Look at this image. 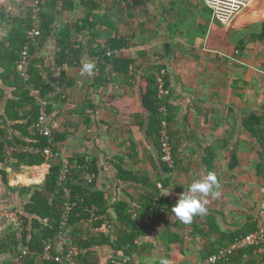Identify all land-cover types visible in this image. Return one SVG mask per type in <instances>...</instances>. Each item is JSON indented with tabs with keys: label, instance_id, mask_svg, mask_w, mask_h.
Returning <instances> with one entry per match:
<instances>
[{
	"label": "trees",
	"instance_id": "obj_1",
	"mask_svg": "<svg viewBox=\"0 0 264 264\" xmlns=\"http://www.w3.org/2000/svg\"><path fill=\"white\" fill-rule=\"evenodd\" d=\"M38 1L41 9V37L29 50L31 63L28 81H24L17 72V61L32 28L35 0L27 1L26 17L11 20V30L4 41L0 42V67L3 69L1 84L4 86L0 88V104L3 105V109L0 107V206L17 212L21 220L17 225L10 219L0 217L10 225L7 234L0 232V264H65L54 259H45L47 244H51L53 256H64L69 250H73L75 264H97V249L101 247L114 252V255L109 257L108 264L124 260L126 264H140L136 261V256L149 254L156 249V242L147 240L156 233L159 234L162 245L168 249L176 246L177 251L184 255L186 247L192 243L184 233L167 228L163 232L159 231L163 226H168V217L172 215L170 209L177 200L172 202L161 198L157 187V193L143 196L137 204L127 201L110 204L106 193L100 187L101 176L106 169L100 165L98 158L85 153H76L70 157L62 155V145L73 131H69V125H66L61 115L54 117L53 104L62 96L46 78L45 62L37 55L42 45L54 38L56 49L53 66H73L75 62L80 61L85 50L76 48V44L71 42L72 32L80 33L86 30L98 37L102 29H115L112 12L104 6L105 0H80V7L87 10L86 15L73 25L58 26V17L63 12L75 11L77 3L72 0ZM149 2L150 0H115L114 5H123L126 11L143 12ZM4 17L5 13L0 14V24ZM134 36L129 34L120 38L110 37L105 46L89 48L86 51L95 72L94 87H104L111 82L114 75L123 76L126 83L135 78L131 76V68L136 66V61L123 55ZM257 38L264 40V23ZM157 58L153 65L140 68L136 74L141 106L145 112V117L140 119L138 126L154 142L159 152V164L163 172L160 180L163 187H167L176 172L182 149L180 140L176 141L170 130L175 121L176 108L172 105L169 74L161 58ZM158 78L163 79L165 89L169 91L168 95L161 96ZM65 79L66 73L61 71V85ZM66 85L68 88L72 84ZM6 89L11 91V97L4 101ZM32 90L39 91L41 101L32 96ZM43 103L47 104L48 115L59 125L52 138L41 135L37 127L41 110L45 107ZM81 108L84 111L94 110V105L85 98ZM162 108H166L165 113ZM135 117L141 118L138 115ZM164 122L168 125L173 147V167L168 166L162 159L160 138ZM242 125L244 131L255 141L259 156L255 168L256 175L264 181L263 118L252 114L243 119ZM46 148H50L57 156L48 158L43 153ZM64 158L69 161L68 174L66 179L61 181ZM214 159V152L207 150L205 164L208 171L215 174L220 186L226 187L215 173ZM44 164L50 165V171L42 185L16 188L9 185L7 168L16 170L40 167ZM238 164V156L234 154L229 165L230 171L237 168ZM114 168L121 181L140 184L139 175L128 170L124 161L115 164ZM88 175L93 176L92 181L88 180ZM67 189L70 190L69 198H66ZM12 197L17 199V204L10 205ZM66 202L72 206L67 221ZM112 215L116 224H113ZM200 218L195 217L191 219L193 223H185L187 228L192 229L191 235L200 240L197 264H205L206 260L218 254L221 249L230 248L237 239L259 231L264 222L260 215L256 218L250 216L244 222L233 224L224 210H209L202 223ZM183 225L184 222L180 221L176 227L183 230ZM191 235L189 234V237ZM63 242L64 245L61 246ZM162 262L173 264L165 260L154 264ZM215 264H264V245L242 249Z\"/></svg>",
	"mask_w": 264,
	"mask_h": 264
},
{
	"label": "crops",
	"instance_id": "obj_2",
	"mask_svg": "<svg viewBox=\"0 0 264 264\" xmlns=\"http://www.w3.org/2000/svg\"><path fill=\"white\" fill-rule=\"evenodd\" d=\"M27 1L0 0V14L5 13L0 24V42L11 30V20L26 17ZM72 1L77 3L76 10L63 12L58 17V26L73 25L86 15L87 10L80 7V0ZM114 2L105 0L104 6L112 12L115 29H102L98 37L86 30L72 32L71 42L76 44V48L85 50L79 62L73 66L55 68L54 38L46 41L37 55L45 62L46 78L62 96L53 104L54 117L61 115L66 125H69V131H73L62 145L63 157L85 153L98 158L100 165L106 169L101 176L100 187L110 204L123 201L137 204L143 196L157 193L158 185H162L160 177L163 172L154 142L138 126L145 112L141 106L136 74L140 68L153 65L158 56L167 68L172 105L176 108L175 121L170 130L174 139L180 140L182 149L171 184L159 188L160 197L174 202L195 180L206 177L209 173L205 164L206 151L211 150L215 154V173L226 187L219 184L214 187L213 191L218 192V196L211 193L207 196L197 194L204 202L205 213L194 215L192 219L201 217L199 221L202 223L209 210H224L233 224L240 223L238 219H232L229 202L225 199L234 191L229 183L231 179L235 177L242 183V178L255 172L257 164L256 157L251 155L253 152L257 154L255 141L244 131L242 122L244 118L256 114L263 118L264 128V40L257 38L262 32L264 15L259 16V12L257 14L245 8L231 22L221 24L212 19L208 8L207 11L199 8L198 1L165 0L162 14L152 9L154 5H149L151 8L147 5L143 12L146 17L138 13L140 10L126 11L123 5L115 6ZM182 2L190 7L191 12L187 13L193 17L190 22L183 21V14L179 10ZM151 10L155 12L154 16L148 17ZM129 34L135 36L123 55L136 61V66L131 68V76L135 78L126 83L123 76L114 75L104 87H94V68L91 74L82 72L83 65L91 63L86 51L105 46L110 37L120 38ZM61 71L66 73L62 85ZM2 73L0 67V88L4 87L1 84ZM68 83L72 85L67 88ZM10 97L11 91L6 89L3 100L7 101ZM85 98L91 101L94 110L84 111L81 108ZM2 106L1 103V109ZM136 115L141 118H136ZM234 154L241 165L230 171L229 165ZM247 154L249 158L243 157ZM120 159L128 170L139 175L140 184L119 179L114 167L121 162ZM244 162L252 166L245 169ZM44 165L49 174L50 165ZM6 170L9 178L10 172L18 169ZM21 180L25 179L22 177ZM9 185L13 188L22 187L15 185L14 180H9ZM216 197L219 201L215 200ZM12 200L10 205L17 204L15 197ZM112 216L113 224H116ZM168 219V226H163L159 231L163 232L167 228L184 233L188 241H192L186 247L185 254L181 255L176 246L166 248L156 233L147 239L156 242V249L149 254L136 256V261L140 264H154L163 260L173 264H197L200 240L191 235L192 229L187 228L185 223L184 229L178 230L176 224L181 220L173 214ZM9 228V222L0 218V232L5 235ZM97 251V264H108L109 257L114 255L113 251L105 247Z\"/></svg>",
	"mask_w": 264,
	"mask_h": 264
},
{
	"label": "built area",
	"instance_id": "obj_3",
	"mask_svg": "<svg viewBox=\"0 0 264 264\" xmlns=\"http://www.w3.org/2000/svg\"><path fill=\"white\" fill-rule=\"evenodd\" d=\"M206 7L211 13L212 19L216 22L221 24H226L231 22L237 14H239L242 10H244L249 0H203ZM39 1L35 0V5L33 9V23L32 28L28 32V41L23 47L19 55V59L17 61V72L19 73L20 77L24 81L29 80V67L31 63V56L29 53L31 45H35L38 38L41 37V19H40V7ZM158 84L160 89L161 96H166L169 94V91L165 89V83L162 78H158ZM32 96L36 99L41 101L40 93L38 90H32ZM45 107L41 110L39 121L37 124L38 130L41 135L47 136L52 138L55 130L59 128V125L54 120V118L50 117L47 112V104L43 103ZM162 112H166V108H162ZM1 123V120H0ZM161 152H162V159L163 162L166 163L168 166L173 167L174 165V155H173V147L171 144V139L169 135V129L166 122L162 125L161 130ZM44 155L48 158H54L55 155L50 148H46L43 151ZM63 171L61 172L60 180L63 181L66 179L68 174V166L69 161L68 159L64 158L63 161ZM93 176L88 175V180L92 181ZM161 188V185H158ZM70 190H66V198H69ZM66 205V214H65V221H67L68 213L72 210V206L69 202L65 203ZM0 217L7 218L12 220L15 224L19 225L21 220L18 216L17 212L9 211L4 209L0 206ZM264 245V222L261 229L255 233H252L242 239H237L230 248L221 249L218 254L213 255L208 260H206L205 264H215L219 260L225 259L228 255H233L234 253H238L242 249L251 247V246H260ZM51 244H47L46 252H45V259L47 260H55L59 263L65 264H75L74 260V251L69 250L67 254L64 256H53L51 254ZM114 264H126V260L124 261H117Z\"/></svg>",
	"mask_w": 264,
	"mask_h": 264
},
{
	"label": "rangeland",
	"instance_id": "obj_4",
	"mask_svg": "<svg viewBox=\"0 0 264 264\" xmlns=\"http://www.w3.org/2000/svg\"><path fill=\"white\" fill-rule=\"evenodd\" d=\"M185 1H191V2L198 1L200 3L199 8L203 9V11H207V7L203 0H185ZM164 2L165 0H150V2L147 5L148 6L154 5V8L152 9L153 10L156 9L158 14H162L165 11ZM179 7H180L179 10L183 14V21L190 22L193 19V17H190V15H187V13L191 12L190 7L188 5H185L183 2L181 3V5H179ZM149 8L151 7L149 6ZM246 8H248L250 11H253L254 13L257 12V14L259 12V16L264 15V0H249ZM141 11H138V13L143 14L144 10L143 12ZM148 11L150 10L148 9ZM154 13L155 12L152 11V13H149L148 17H151L152 15L154 16ZM143 16L146 17V15L144 14ZM140 17L142 16L140 15ZM251 155L256 157V160L258 163L259 162L258 153L256 154V152L255 153L253 152ZM248 156L249 154L243 157L247 158ZM239 164H238V167H239ZM243 164L245 166V169L252 166L251 163L244 162ZM44 167H46V165H43L41 168H21V169H18L17 171H12L10 172L9 180L10 181L14 180L15 185L18 184L22 187H30V186H34L35 184L44 183V180L48 174L47 168H44ZM22 177L25 180H21ZM19 179L21 180L20 182H19ZM241 180L244 183L243 182L240 183L237 180V178L231 179L229 183L233 187L234 191L230 197H227L225 199L226 202H229L228 209L231 213L232 219H235V220L238 219L239 221L244 222L250 216H253L256 218V217H260L261 215L262 218H264V181L261 178L257 177L256 170L255 172L250 173L247 178H242ZM215 200L219 201L217 197Z\"/></svg>",
	"mask_w": 264,
	"mask_h": 264
},
{
	"label": "clouds",
	"instance_id": "obj_5",
	"mask_svg": "<svg viewBox=\"0 0 264 264\" xmlns=\"http://www.w3.org/2000/svg\"><path fill=\"white\" fill-rule=\"evenodd\" d=\"M93 65L85 63L82 67V72L91 74ZM218 182L215 174L209 172L208 175L202 179L195 180L188 188L178 195L177 202L170 209L173 216L184 223H189L194 215H203L205 213L204 202L197 194L207 196L212 194L218 196V192H214V187H218ZM163 264V262H162Z\"/></svg>",
	"mask_w": 264,
	"mask_h": 264
}]
</instances>
